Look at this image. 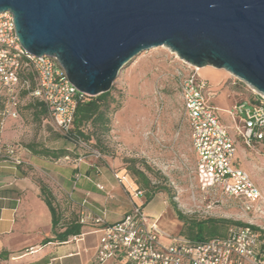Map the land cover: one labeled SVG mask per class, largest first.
I'll return each instance as SVG.
<instances>
[{
	"label": "built area",
	"instance_id": "2783aa9c",
	"mask_svg": "<svg viewBox=\"0 0 264 264\" xmlns=\"http://www.w3.org/2000/svg\"><path fill=\"white\" fill-rule=\"evenodd\" d=\"M14 21L11 11L0 13V102H4L0 110V160L21 165L17 143L5 138L7 121L20 116L21 94L26 92L42 102L55 127L67 136L82 92L57 58L35 55L25 49ZM175 54L181 63L173 75L189 122L197 155L195 176L208 199L207 208L213 209L224 202V197H231L246 211H252L264 199L263 192L249 171L235 165L236 141L212 102L215 90L201 75L200 67ZM235 79L240 80L236 76ZM252 91L257 94L255 102L238 101L230 110L239 122L238 133L249 147L264 143V94L254 87ZM157 94L158 108H163L164 95L161 91ZM95 154L101 156L99 151ZM79 177L78 171L75 178ZM121 180L129 182L125 176ZM132 196L140 201L134 200L132 209L117 222L109 223L103 215L87 210L81 212L82 224L91 221L104 232L97 247L99 263L122 254L128 264H264L259 250L260 228L236 225L227 234L205 241L178 236L163 245L159 239L161 229L144 209L145 192L132 188Z\"/></svg>",
	"mask_w": 264,
	"mask_h": 264
},
{
	"label": "water",
	"instance_id": "95a60500",
	"mask_svg": "<svg viewBox=\"0 0 264 264\" xmlns=\"http://www.w3.org/2000/svg\"><path fill=\"white\" fill-rule=\"evenodd\" d=\"M19 39L55 57L85 95L109 91L142 52L167 46L264 94V0H0Z\"/></svg>",
	"mask_w": 264,
	"mask_h": 264
},
{
	"label": "rangeland",
	"instance_id": "374dc122",
	"mask_svg": "<svg viewBox=\"0 0 264 264\" xmlns=\"http://www.w3.org/2000/svg\"><path fill=\"white\" fill-rule=\"evenodd\" d=\"M175 55L167 46L155 47L142 52L121 70L112 89L121 107L112 114V129L103 136L100 146L68 139L53 125L45 106L40 107L38 100L28 97L27 93L21 94L23 118L28 127L24 134L30 136L38 147L57 151L66 149L69 159L60 157V163L77 165L78 170L82 165L79 158L87 156L93 158L92 163L108 165L110 158L114 169H126L131 179L145 191L146 198L148 193L152 196L162 193L170 203H174L178 216L181 212L190 221L219 220L218 234L225 235L230 227L245 224L264 229V199L252 211H246L237 199L231 197H224V202L213 209L207 208L208 199L201 192L195 176L196 154L173 75L181 63ZM205 68L218 69L212 66ZM217 76L226 81L225 86L236 81L230 86L239 93L237 99L255 102L257 94L247 82L235 79L234 74L224 69ZM157 91L164 95L163 108H158ZM221 99L217 98L216 103L222 102ZM183 129L188 132L182 137ZM237 144L235 162L251 173L264 196V143L249 147L238 138ZM95 151L101 152V156H97ZM133 166L146 172L151 179L150 187L138 182L132 173ZM49 194L55 199L52 192ZM182 223L184 228L183 220Z\"/></svg>",
	"mask_w": 264,
	"mask_h": 264
},
{
	"label": "crops",
	"instance_id": "0c3cea01",
	"mask_svg": "<svg viewBox=\"0 0 264 264\" xmlns=\"http://www.w3.org/2000/svg\"><path fill=\"white\" fill-rule=\"evenodd\" d=\"M214 70L203 68L200 72L216 92L212 102L221 119L228 122L226 124L233 133L238 150L237 139L245 141L237 130L239 122L231 116L230 110L242 100L236 98L239 93L233 90L234 86H230L236 81L225 86L226 81L217 76L222 69ZM217 98H222V102L217 104ZM22 104L21 101L20 116L7 121L5 138L17 143V152L23 163L16 165L0 160V264H128L122 254L99 263L97 247L104 232L91 221L82 224L80 218L81 212L87 210L103 215L109 223L121 220L132 209L133 201H140L132 196V188L138 186L126 169H114L110 158L109 165L95 164L92 163L93 158L86 156L82 158L78 170L77 165L60 163V157L68 154L59 157L43 154L41 151L46 148L38 147L30 136L24 134L28 127L23 118ZM3 108L4 102L1 101L0 110ZM187 123L189 126L188 119ZM187 132L183 129L182 137ZM235 165L240 167L236 162ZM78 171L80 177L76 179ZM123 176L129 182L122 181ZM49 192L54 194L55 199L49 196ZM48 199L60 216L57 226H54ZM145 200L146 213L161 229V243L168 245L175 237L181 236L183 223L175 213L174 203H170L162 193L149 199L145 196ZM76 222L81 224V232L69 234L63 239L64 231ZM259 250L264 259V229H260Z\"/></svg>",
	"mask_w": 264,
	"mask_h": 264
},
{
	"label": "trees",
	"instance_id": "16d2710c",
	"mask_svg": "<svg viewBox=\"0 0 264 264\" xmlns=\"http://www.w3.org/2000/svg\"><path fill=\"white\" fill-rule=\"evenodd\" d=\"M113 88L114 86H112L109 91L101 93L94 97L79 93L73 126L69 134L67 136L65 135L68 139L74 141L75 143L83 141L86 143H90L93 146H100V143H102L103 141V136L106 133L110 132L112 129V114L121 107L116 97L112 94ZM37 104L40 105V107H44L42 102L38 101ZM43 111L45 112V108L43 109ZM41 152L43 154L56 157L68 154V151L66 149L61 150L58 153H53L50 149H44ZM132 173L139 180L138 182L143 183L146 187L151 186V179L143 169L133 166ZM138 188L143 190L140 186H138ZM151 197L152 193H148L147 198L149 199ZM48 203L52 208L54 226H57L60 222V216L53 206L52 201L48 199ZM179 217L184 221L185 226L181 231V236L189 238L193 241H205L212 237L223 235L218 234L217 224L220 221L217 219L190 221L181 212H179ZM221 222L231 223L232 221L221 220ZM80 232L81 224L79 222L72 223L71 225H69L67 230L64 231L62 238L64 239L69 234H79Z\"/></svg>",
	"mask_w": 264,
	"mask_h": 264
},
{
	"label": "bare ground",
	"instance_id": "6f19581e",
	"mask_svg": "<svg viewBox=\"0 0 264 264\" xmlns=\"http://www.w3.org/2000/svg\"><path fill=\"white\" fill-rule=\"evenodd\" d=\"M207 67V66H206ZM203 68H205V67H203ZM215 68V67H214ZM200 69H202V68H200Z\"/></svg>",
	"mask_w": 264,
	"mask_h": 264
}]
</instances>
